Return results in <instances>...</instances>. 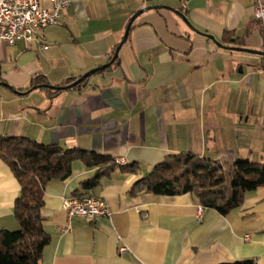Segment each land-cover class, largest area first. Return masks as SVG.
<instances>
[{
    "label": "crops",
    "instance_id": "1",
    "mask_svg": "<svg viewBox=\"0 0 264 264\" xmlns=\"http://www.w3.org/2000/svg\"><path fill=\"white\" fill-rule=\"evenodd\" d=\"M150 5L182 10L200 33L170 9L146 10L111 66L79 87L25 93L35 76L61 86L109 62L130 18ZM253 5L72 0L63 23L47 26L37 39L9 44L0 38V81L22 92L0 84V136L89 149L137 166L133 173L116 169L88 190L81 183L96 169L76 160L68 178L46 185L41 212L51 240L41 264H264V186L248 191L243 205L227 214L206 208L202 220L190 193H128L136 180L181 151L264 162V55L234 49L264 50ZM20 191L0 155V230L20 228L14 212ZM76 193L102 197L111 215L74 218L64 231L63 198Z\"/></svg>",
    "mask_w": 264,
    "mask_h": 264
},
{
    "label": "trees",
    "instance_id": "2",
    "mask_svg": "<svg viewBox=\"0 0 264 264\" xmlns=\"http://www.w3.org/2000/svg\"><path fill=\"white\" fill-rule=\"evenodd\" d=\"M226 39H232V34L226 32ZM71 79L65 84L76 78ZM45 84H50L47 78L38 75L32 79L27 90L45 87ZM46 89L50 94L61 91ZM0 155L21 185L20 195L14 205L20 228L15 231L0 230V264H41L43 249L51 240V235L44 228L41 212L45 188L52 180L68 178L74 161L81 160L87 167L96 169L93 177L81 183L82 188L88 190L100 185L101 179L110 177L116 169L132 173L137 171L136 164L120 165L110 155L41 143L28 137L0 136ZM263 186L264 162L233 157L210 159L191 151H181L168 155L136 180L128 193L131 196L143 193L171 196L190 193L206 208L227 214L243 205L248 191ZM219 264L257 262L254 259H241Z\"/></svg>",
    "mask_w": 264,
    "mask_h": 264
},
{
    "label": "built area",
    "instance_id": "3",
    "mask_svg": "<svg viewBox=\"0 0 264 264\" xmlns=\"http://www.w3.org/2000/svg\"><path fill=\"white\" fill-rule=\"evenodd\" d=\"M72 0H49L44 6L42 0H0V38L9 44L24 40L31 42L42 34L50 25H60L65 18V10ZM254 17L260 24L264 33V0H254ZM118 163H124L117 160ZM63 210L66 213L69 229L70 222L77 217L95 221L104 216L111 215L108 202L100 196L91 194L69 195L63 198ZM205 206L198 205V220H202ZM146 216V214H145ZM249 235L245 236L248 240ZM121 251L126 250L124 246Z\"/></svg>",
    "mask_w": 264,
    "mask_h": 264
},
{
    "label": "water",
    "instance_id": "4",
    "mask_svg": "<svg viewBox=\"0 0 264 264\" xmlns=\"http://www.w3.org/2000/svg\"><path fill=\"white\" fill-rule=\"evenodd\" d=\"M153 8H166V9H170L172 11H174L180 18H182V20L194 31L196 32H199L200 33V30L196 29L192 23L188 20L186 14L180 10V9H174V8H171L169 6H165V5H150V6H146L145 8H142L140 10H138L137 12H135L133 14V16L130 18V21L128 22L127 24V27L125 29V32H124V36H123V39L122 41L120 42V44L117 46L112 58L110 59L109 62L103 64V65H100L98 67H95V68H92L90 70H88L87 72H85L83 75H81L80 77H77L75 80H73L72 82L70 83H67V84H64V85H61V86H55V85H51V84H45L44 86L47 87V88H51V89H58V90H68V89H71L73 87H79V85L83 82V80L89 78L90 76H92L93 74L99 72V71H102L104 69H106L107 67L111 66L115 61L116 59L118 58L119 56V51H120V48L121 46L127 41L128 39V35H129V32H130V29L132 27V24L134 22V20L141 14L143 13L144 11L146 10H149V9H153ZM204 35H206L207 37H210L212 40L215 41L216 44H218L219 46H223L222 43L218 42L214 36L212 35H209V34H206L204 33ZM224 47V46H223ZM234 49L236 50H240V51H245V52H250V53H255V54H259V55H264V50H254V49H250V48H245V47H234ZM0 84L3 85V86H6L8 87L9 89L13 90L14 92L16 93H22L20 92L19 90H16V89H13V87L11 85H9L8 83L6 82H1L0 81ZM37 88V87H35ZM32 89H29L27 90L25 93L31 91Z\"/></svg>",
    "mask_w": 264,
    "mask_h": 264
}]
</instances>
